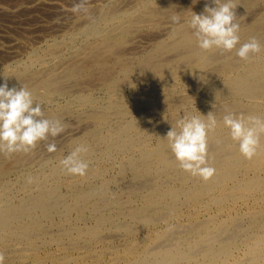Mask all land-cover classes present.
I'll use <instances>...</instances> for the list:
<instances>
[{
	"label": "bare ground",
	"instance_id": "6f19581e",
	"mask_svg": "<svg viewBox=\"0 0 264 264\" xmlns=\"http://www.w3.org/2000/svg\"><path fill=\"white\" fill-rule=\"evenodd\" d=\"M77 2L0 6L26 18L0 47V84L26 87L65 125L28 154L0 155L5 264H264V137L246 159L222 123L264 116V48L247 61L201 51L187 21L211 0H89L73 13ZM233 2L237 48L264 45V0ZM209 112L216 172L204 181L180 169L165 137ZM80 144L87 173L65 174L59 161Z\"/></svg>",
	"mask_w": 264,
	"mask_h": 264
},
{
	"label": "clouds",
	"instance_id": "9594fccd",
	"mask_svg": "<svg viewBox=\"0 0 264 264\" xmlns=\"http://www.w3.org/2000/svg\"><path fill=\"white\" fill-rule=\"evenodd\" d=\"M89 0H78L73 4L72 12H87ZM206 2L203 13H193L187 21L193 30L197 47L203 52L219 50L222 54L235 50L241 60H249L259 54L264 45L256 37L240 43V25L235 22L236 14L233 0H211ZM174 24H180V17H171ZM183 25H181L182 27ZM203 117V118H202ZM224 127L229 129L230 137L238 145V150L246 159H252L261 148L264 137V116L228 112L223 116ZM218 121L213 112L207 116H191L177 121L166 134L169 148L178 162L180 169L193 177L204 181L211 179L216 169L211 166L208 153V136L215 132ZM65 130V125L58 119L44 118L42 106L34 101L33 93L26 87L9 88L7 80L0 84V155L11 157L14 153L28 154L40 141L49 136L56 137ZM49 152L56 151L55 143L48 144ZM89 147L80 144L66 157L59 161L61 170L68 175L85 176L89 161L82 154L89 152ZM29 184L34 182L27 177ZM5 255L0 252V264H5Z\"/></svg>",
	"mask_w": 264,
	"mask_h": 264
},
{
	"label": "rangeland",
	"instance_id": "374dc122",
	"mask_svg": "<svg viewBox=\"0 0 264 264\" xmlns=\"http://www.w3.org/2000/svg\"><path fill=\"white\" fill-rule=\"evenodd\" d=\"M19 1H27V0H0V6L3 5L6 8H10L13 3L19 2ZM45 1H51L52 2L53 0H45ZM59 1L65 2V0H54V2H59ZM24 13H26V12H24ZM22 14H23V12H20L18 14V16L13 17V18H10L8 16V14L7 15L6 14H0V43L2 44V45L0 44V47H2V48L6 47V45L8 44L6 41L8 35L14 34L16 32V29H17V31H19L20 27L22 28L23 26H25L24 22H25L26 18H25V15H22ZM33 14H35L34 16L37 15L38 16L37 18H39V16H41L37 12L36 13L34 12ZM33 14L30 13V15H32V17H31L32 19H34ZM7 17H9V18H7ZM22 18H24V19H22ZM10 19H12V21ZM14 21H15V23H14ZM16 23H18V24H16Z\"/></svg>",
	"mask_w": 264,
	"mask_h": 264
}]
</instances>
